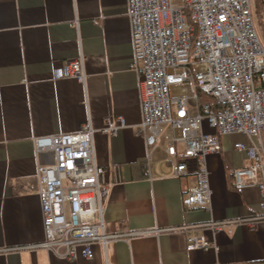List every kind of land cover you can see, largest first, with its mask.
I'll return each mask as SVG.
<instances>
[{
	"label": "crops",
	"instance_id": "crops-1",
	"mask_svg": "<svg viewBox=\"0 0 264 264\" xmlns=\"http://www.w3.org/2000/svg\"><path fill=\"white\" fill-rule=\"evenodd\" d=\"M83 60L84 82L59 79L67 63ZM126 0H0V264H244L264 261L263 198L256 187L236 190L232 171L247 165L236 144L255 138L222 136L206 158L209 202L184 208L195 187L193 165L176 175L167 162L165 131L148 158L141 124L138 78ZM173 94L183 92L175 88ZM121 118L116 136L102 133ZM89 123L94 149L111 185L104 204L108 235L128 234L93 246L73 261L37 247L43 241L34 140L72 134ZM202 131L215 134L205 124ZM264 141V135H263ZM263 143V142H262ZM183 143L176 145L178 154ZM263 217L261 219H257ZM222 223L221 232L212 224ZM132 234V235H129ZM206 250H187L186 238Z\"/></svg>",
	"mask_w": 264,
	"mask_h": 264
},
{
	"label": "built area",
	"instance_id": "built-area-1",
	"mask_svg": "<svg viewBox=\"0 0 264 264\" xmlns=\"http://www.w3.org/2000/svg\"><path fill=\"white\" fill-rule=\"evenodd\" d=\"M133 61L138 78L141 124L148 158L159 150L164 129L167 162L176 175L192 173L196 185L182 199L184 208L210 200L206 158L221 150L222 136L255 138L253 146L236 144L247 165L232 171L236 190L258 188L264 210V48L256 31L252 0H126ZM59 79L84 82L83 60L67 62ZM175 88L183 92L173 94ZM201 98L208 100L201 102ZM215 131H202L203 125ZM121 118L107 119L104 134L116 136ZM183 143L178 154L176 145ZM36 156L49 154L37 168L43 241L37 246L73 261L77 247L87 260L93 246L128 234L108 235L103 220L111 185L94 149L87 123L72 134L34 140ZM259 217L257 219H261ZM222 223L212 224L221 232ZM132 235V234H129ZM187 250H206L202 238L188 235ZM244 264H264V261Z\"/></svg>",
	"mask_w": 264,
	"mask_h": 264
},
{
	"label": "rangeland",
	"instance_id": "rangeland-1",
	"mask_svg": "<svg viewBox=\"0 0 264 264\" xmlns=\"http://www.w3.org/2000/svg\"><path fill=\"white\" fill-rule=\"evenodd\" d=\"M252 2H253V16L256 25V31L260 39V42L264 48V0H252ZM261 141L263 142L262 144L264 147L263 136Z\"/></svg>",
	"mask_w": 264,
	"mask_h": 264
},
{
	"label": "trees",
	"instance_id": "trees-1",
	"mask_svg": "<svg viewBox=\"0 0 264 264\" xmlns=\"http://www.w3.org/2000/svg\"><path fill=\"white\" fill-rule=\"evenodd\" d=\"M201 102H207L208 100L204 99V98H201L200 100Z\"/></svg>",
	"mask_w": 264,
	"mask_h": 264
}]
</instances>
